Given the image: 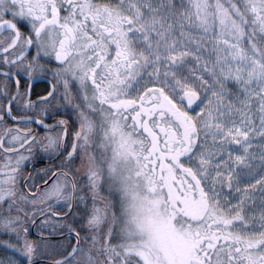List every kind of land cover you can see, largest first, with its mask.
<instances>
[{"label":"snow or ice","instance_id":"6c2138e0","mask_svg":"<svg viewBox=\"0 0 264 264\" xmlns=\"http://www.w3.org/2000/svg\"><path fill=\"white\" fill-rule=\"evenodd\" d=\"M0 237V264H264V0H0Z\"/></svg>","mask_w":264,"mask_h":264},{"label":"flooded vegetation","instance_id":"af4514ba","mask_svg":"<svg viewBox=\"0 0 264 264\" xmlns=\"http://www.w3.org/2000/svg\"><path fill=\"white\" fill-rule=\"evenodd\" d=\"M41 87H43L42 84L38 85V86L36 87L35 91H39Z\"/></svg>","mask_w":264,"mask_h":264},{"label":"trees","instance_id":"16d2710c","mask_svg":"<svg viewBox=\"0 0 264 264\" xmlns=\"http://www.w3.org/2000/svg\"><path fill=\"white\" fill-rule=\"evenodd\" d=\"M0 238H4V237H0Z\"/></svg>","mask_w":264,"mask_h":264}]
</instances>
